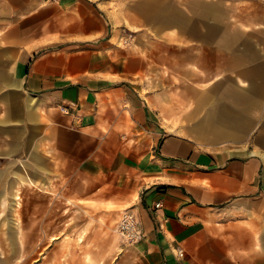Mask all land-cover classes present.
<instances>
[{
    "label": "crops",
    "instance_id": "1",
    "mask_svg": "<svg viewBox=\"0 0 264 264\" xmlns=\"http://www.w3.org/2000/svg\"><path fill=\"white\" fill-rule=\"evenodd\" d=\"M19 160L134 214L137 264H264V0H0V176Z\"/></svg>",
    "mask_w": 264,
    "mask_h": 264
},
{
    "label": "rangeland",
    "instance_id": "2",
    "mask_svg": "<svg viewBox=\"0 0 264 264\" xmlns=\"http://www.w3.org/2000/svg\"><path fill=\"white\" fill-rule=\"evenodd\" d=\"M20 164L15 161L13 172L3 171L0 176L4 199L0 206V264H137L134 255L120 251L116 222L108 224L101 216L87 213L84 206L70 207L63 194L38 189L33 180L23 182ZM0 169L5 170L1 165ZM16 192L18 204L12 209ZM39 219L46 220V234L51 238H43V223L42 237H37ZM26 234H30L29 246L25 245Z\"/></svg>",
    "mask_w": 264,
    "mask_h": 264
},
{
    "label": "built area",
    "instance_id": "3",
    "mask_svg": "<svg viewBox=\"0 0 264 264\" xmlns=\"http://www.w3.org/2000/svg\"><path fill=\"white\" fill-rule=\"evenodd\" d=\"M61 112L68 113V108L62 107ZM160 203L155 204V208H160ZM117 232L120 239L127 247L134 246L141 240V231L137 218L130 211H124L121 214L117 225Z\"/></svg>",
    "mask_w": 264,
    "mask_h": 264
}]
</instances>
